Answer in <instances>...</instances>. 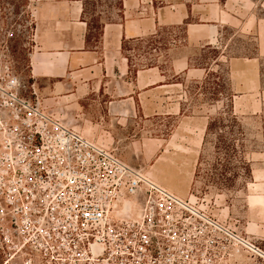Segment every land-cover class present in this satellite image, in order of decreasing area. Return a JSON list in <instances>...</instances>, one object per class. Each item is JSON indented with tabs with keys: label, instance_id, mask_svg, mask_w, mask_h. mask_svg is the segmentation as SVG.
Returning a JSON list of instances; mask_svg holds the SVG:
<instances>
[{
	"label": "rangeland",
	"instance_id": "obj_1",
	"mask_svg": "<svg viewBox=\"0 0 264 264\" xmlns=\"http://www.w3.org/2000/svg\"><path fill=\"white\" fill-rule=\"evenodd\" d=\"M224 1L155 0V7L185 3L190 11L189 20L214 22L220 27L214 41L206 43L188 41L183 28L176 24L162 25L157 38L163 48L150 52L156 63L168 70L175 55L187 52L193 64L220 70L227 77L225 81L216 77L208 80L207 86L211 90L223 88L225 97L242 92L232 106L247 132L246 156L253 167L254 163L264 162V49L260 51L258 43L259 29H264V0H229L230 7L224 6ZM114 3L115 0H87L86 16L95 34L102 21L119 19V10ZM241 4L245 5L243 9ZM20 9L17 13L6 0H0V84L5 86L7 80L17 79L14 85L0 90V153L9 151L6 147L14 141V134L10 135V132L17 123L15 112L19 109L6 104L5 101L13 99L11 93L33 101L36 97L40 100L38 90V94L33 93L29 70V51L33 43L30 1ZM231 13L252 24L260 20V26L225 25L229 24ZM134 44L131 42L129 46ZM143 45L146 46V41ZM214 48L217 50L214 51ZM215 53L219 54L217 60H214ZM167 73L171 74L170 71ZM184 84L189 94L184 113L190 117L174 113V109L165 104L154 107L152 94H146L143 97L144 106H140L135 114L114 121L108 114L105 116L106 126L112 130L111 135L88 138L101 146L113 148L121 160L139 170L143 176L142 189L128 197L129 205L124 210L121 208L113 221L122 226L120 230L126 238H134L136 245L143 243L149 248L130 247L123 256L132 262L123 264H262L264 198L254 196V189L249 187L252 180L246 185L221 189L204 176L203 170L198 177L196 175L200 156L204 155L209 160L214 157L212 142H203L204 124L209 116L224 110L231 102L229 98L213 101L212 94H203L204 87L200 89L194 80H186ZM174 95L179 100L184 98L182 90ZM92 99L88 103H95ZM41 107L57 117L54 112ZM88 109L93 117H99L102 108L95 106ZM175 129L176 132L173 131ZM149 183L169 190L185 202L186 207L175 210L171 220L177 228L176 236H173V231L170 235L163 231L172 225L163 221L155 223L146 215L145 208H136V201L145 200L150 194L147 190ZM13 219L9 213L0 212V264L76 263L59 262L57 253L35 248L27 241L28 234L15 229ZM143 232L148 238H143ZM120 254L117 251L114 256ZM155 257L160 262H154ZM108 261L100 259L94 264H121L114 262V258Z\"/></svg>",
	"mask_w": 264,
	"mask_h": 264
},
{
	"label": "built area",
	"instance_id": "obj_2",
	"mask_svg": "<svg viewBox=\"0 0 264 264\" xmlns=\"http://www.w3.org/2000/svg\"><path fill=\"white\" fill-rule=\"evenodd\" d=\"M16 82L13 77L5 86L0 84V90ZM31 85L38 94L35 83ZM11 98L6 104L19 112L10 132L14 141L6 147L9 151L0 153V212L14 218L15 229L28 234L35 248L57 253L59 262L94 264L114 258L123 264L132 262L123 256L130 247L148 249L126 238L113 221L129 205L128 197L142 189L140 171L113 148L97 144L45 111L37 97L33 101L11 93ZM148 187L150 194L138 199L136 208H145L151 221L172 225L174 211L186 207L185 202L157 184ZM163 231L177 235L174 225ZM142 236L148 238L144 232ZM117 251L121 256H114ZM154 262L160 261L155 257Z\"/></svg>",
	"mask_w": 264,
	"mask_h": 264
},
{
	"label": "crops",
	"instance_id": "obj_3",
	"mask_svg": "<svg viewBox=\"0 0 264 264\" xmlns=\"http://www.w3.org/2000/svg\"><path fill=\"white\" fill-rule=\"evenodd\" d=\"M154 1L123 0L124 16L102 21L95 34L84 15L82 0H30L34 28L29 70L40 95V104L54 112L65 125L90 139L111 135L105 116L108 114L114 121L135 114L144 106L146 94H152L154 107L165 104L172 107L174 113L190 117L181 113L189 96L184 82L202 80L207 71L205 67L193 64L187 52H180L171 60L169 70L154 65L138 68L133 74L122 52L124 37L146 36L162 25L183 24L189 17L185 3L155 7ZM222 3L230 7L229 0ZM240 6L245 7L244 4ZM231 16L229 24L225 25L260 26V20L252 24L240 20L236 13ZM219 27L220 24L214 22L190 21L186 24L185 38L190 42L212 43ZM258 43L259 50L263 51L262 28ZM181 90L184 98L179 100L174 94ZM241 96V91L233 94V106ZM90 98L95 103H88ZM95 106L102 108L99 117H93L88 109ZM252 178L249 187L254 189V196L264 198V162L254 163Z\"/></svg>",
	"mask_w": 264,
	"mask_h": 264
},
{
	"label": "trees",
	"instance_id": "obj_4",
	"mask_svg": "<svg viewBox=\"0 0 264 264\" xmlns=\"http://www.w3.org/2000/svg\"><path fill=\"white\" fill-rule=\"evenodd\" d=\"M6 1L7 4H10L14 8L15 12L20 13V8H25L28 4V1L30 0ZM82 1L84 6V15L86 16L87 0ZM114 6L118 8L119 15L123 17V0H115ZM190 21L191 20L187 18L183 24L178 25L183 28L184 37H186V24ZM88 23L91 26V22L89 19ZM31 25L32 28H34V22H32ZM161 27L162 26H159L156 32L146 36L132 38L124 37L122 41V52L128 58L130 70L133 74L136 73L138 68L154 65L161 66L156 63L153 54L150 52L151 50H158L159 48H163L161 41L159 40V38H157ZM145 41L146 46L143 45V42ZM131 42H135V44L130 47L129 43ZM208 46L212 47V44H208ZM130 50L136 51V53H132ZM216 50L217 48H214V51ZM218 57L219 54L215 53L214 60H217ZM143 60L145 62L141 63V61L143 62ZM139 61L141 64L139 63ZM200 66L206 68V75L202 80H195V82H198V86L200 89L204 87L203 94H212L211 99L215 102L224 98H229L231 103L228 104L224 110L219 111L215 115L209 116L207 119L203 142L204 144L208 141L212 142L214 157L212 160H209L207 159V157L205 158L204 155H201L198 160V170L196 171V175L198 177L200 175V171L203 170L204 176L210 178L212 183L214 185L217 184V186H220L221 189L236 187L244 183L246 185L250 181V179L252 180V165L250 160L246 156L245 144L247 139V132L241 122V119L233 110V94L226 95L225 97L226 91L223 88H216V90H211L207 86V81L213 77H216L219 81H225L227 77L223 75L220 70H211L204 64H200ZM181 111V113L184 112V106L182 107ZM203 164H206L207 166L202 167ZM262 264H264V262H262Z\"/></svg>",
	"mask_w": 264,
	"mask_h": 264
}]
</instances>
